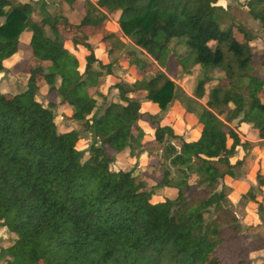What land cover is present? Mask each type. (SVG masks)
Segmentation results:
<instances>
[{
    "label": "trees",
    "instance_id": "1",
    "mask_svg": "<svg viewBox=\"0 0 264 264\" xmlns=\"http://www.w3.org/2000/svg\"><path fill=\"white\" fill-rule=\"evenodd\" d=\"M61 1L72 7L80 0ZM82 3L84 15L74 30L99 29L118 13L122 35L144 54L159 61L173 52L169 43L178 40L185 51L173 54L181 73L197 67L204 73L216 70L221 78L198 112L192 111L201 126L196 141L183 140L169 126L155 128L154 141L162 145L163 176L176 190L177 201L153 203L151 192L140 187L131 172L114 167V158L124 151L134 155L144 139L137 124L141 105L130 96L145 93V99L163 112L176 99L175 83L163 71L147 81H120L113 85L118 101L97 109L89 90L99 76L93 64L109 67L84 44L90 52L84 71L79 72L77 60L59 45L65 39L60 27H70L65 21L46 17L38 22L32 19L29 3L0 0V73L28 32L35 67L52 64L59 80L48 92L57 94L59 106L70 111L69 120L78 126L60 132L55 105L39 101L33 84L10 98L0 89V226L13 239L9 247L0 249V260L8 258L6 264H207L222 240L217 228L205 223L204 210L213 204L219 207L224 192L196 202L185 197V190L190 189L192 177L197 184L213 187L219 178L233 175L232 169L241 162L232 165L229 157L247 145L229 126L233 121L250 125L264 140L263 81L248 74L252 54L220 23L216 0ZM245 6L264 30V0H247ZM38 61L43 63L38 66ZM135 64L144 69L138 61ZM209 80L198 81L196 98H202ZM86 133L92 142L88 150H78ZM175 139L180 141L178 147L171 142ZM216 163L225 170L219 171ZM258 210L263 212L261 205Z\"/></svg>",
    "mask_w": 264,
    "mask_h": 264
},
{
    "label": "rangeland",
    "instance_id": "2",
    "mask_svg": "<svg viewBox=\"0 0 264 264\" xmlns=\"http://www.w3.org/2000/svg\"><path fill=\"white\" fill-rule=\"evenodd\" d=\"M80 1L82 3V0ZM92 1L97 2V0ZM11 2L14 5L24 4L15 0ZM246 2L247 0H216V15L223 27H229L231 29L232 36L243 45L245 44L247 51L252 54L253 62L248 74L257 76L263 81V89L260 97L262 102H264V30L261 28L259 22L252 19V17L248 14V9L245 6ZM27 3H29L33 8L32 19H39L45 16L43 11H40L42 5L41 0H29ZM62 13L63 12L57 8L56 11L53 12L52 17L63 16ZM112 19L113 18L107 20L110 23L109 25L106 23L109 28L114 25ZM59 22L62 23V20L60 19ZM74 26L75 25H71L68 28L69 30H67L65 26H61L62 28L60 27V30L64 31V33L61 32L62 36H66L67 39H62L59 45L77 60L75 54L69 52L64 47L65 42L69 41L70 36L75 33L73 31ZM70 30H72L71 35ZM45 34L47 36H51L47 28H45ZM244 35L248 36L249 40L247 42ZM71 40L73 41L74 38ZM116 41L123 47V50L118 53L113 47L114 45L119 44H116ZM131 43V41L128 42L127 40L121 43L119 39H105L104 44H106L107 47L104 52H102L99 48L95 49L101 54H105L103 55L104 57L107 58V56H109L110 59L109 57L107 59L110 60V62H115V67L118 66V68H122L119 65L122 62H124L125 66L128 64L129 67L126 68V71L130 73L129 75L131 77H135L137 81H139V78H137L138 76L147 81L159 71L166 72L165 74L167 76L173 77L166 64L168 60L173 64L175 59L172 55L173 52L175 54H182L185 51L178 40H172L169 43V49L173 52H168L167 55H164L163 58L157 61L135 48V46ZM19 47L20 49L26 51H21L20 56H18L17 59H13L9 67V70L12 71L8 72L12 75H0V88L2 93L6 97L10 98L24 92L30 84L37 86L38 91L43 89V91L48 92L47 90L50 86L59 82L57 75H55L53 65L49 64L38 68L35 67L37 66V63L33 59H30V62H23L26 64L20 66V60H23L24 57L25 59L27 58L26 54L28 41L25 35L21 37ZM84 48L89 54L90 51L85 46ZM92 51L95 53L96 58H98L97 56H100V54L95 52L94 49ZM80 59L83 64L84 58L81 56ZM135 61H138L144 69L139 70ZM38 62H40L38 63V66L43 63L42 61ZM16 66L18 67L15 68ZM35 68L38 69V71L36 72L35 78L32 77L31 79L30 76ZM82 68L80 70H82ZM93 68V70L98 72V77H101L99 79L97 78L93 85L89 87L90 92H92L91 96H95V94L100 95L97 91L98 88L103 86L104 90H106L108 86H110L109 83L111 81H109V83H105L106 80H104V78L106 79L108 73L113 71V68H100L97 63L93 64ZM26 69L28 70L27 75L29 76L25 87L24 71ZM175 70L176 75H174L172 81L175 83L174 90L176 99L172 102L167 111H161L157 112L155 115H151L148 112L152 111V105L145 99V93L135 92L130 96L132 99L137 100L141 105V116L137 124L141 128H145V138L142 140V146L136 148V159L139 160L135 164L136 169H134L138 172H136V176L134 178L140 187H144L151 192L153 203L163 202L166 200L172 202L177 201L176 190L168 187L169 180L163 176L165 164L162 162L160 156L162 145L157 144L154 141L153 133L155 128L160 123L168 124L171 122V124L174 123L173 125H176V129L178 130L181 138L184 139V136L187 138L186 136L188 135L186 134H189L188 138L193 139L194 134L197 131L196 115L199 105L205 104L208 92L217 85L218 80L221 78L220 72L216 70L204 73L202 69L196 67L187 74L181 73L178 69ZM20 71L21 73L23 72V75L19 74L16 76L15 74ZM134 74L136 75L133 76ZM205 77L211 78V80L204 83L203 86L205 92L202 98H196L197 83ZM109 79L110 77L108 80ZM112 87L113 85L108 88V91L111 90ZM107 98L108 96L105 100ZM38 99H40V97ZM42 99L43 98L40 100L41 102ZM114 100H117V95H115ZM100 102L101 101H99V103ZM100 104H102V102ZM101 107L102 105H100V108ZM193 110H196L197 112L192 113ZM61 112L58 111V108H56V110L54 109L57 126L61 125L63 116V113ZM224 117V115L220 116V118ZM229 126L238 132L237 120L230 123ZM63 129L65 130L67 128ZM147 130H149L150 133H147ZM88 135V133L84 134L83 138L88 137ZM255 138L257 141H254L253 143L247 142L246 147L243 148L244 150L242 148H238L235 153L229 157V163L232 165L236 162H241L237 167L232 169V176L219 178L217 180V184L213 187H208L206 183L197 184L198 180L195 179V177H192L190 180V189H184L185 197L190 201L196 202L207 200L212 194H217L221 191L224 192L225 198L219 202V207H216L213 204L204 210L205 223L210 224L211 227L217 228L222 240V243L217 246L215 252L209 256L207 264H238L239 262H242V264H264V220L261 216L264 215V184H260L261 182H264V140L260 138L259 132L256 133ZM171 142L177 147L180 145L179 139L171 140ZM83 146H85L83 151H86L90 145ZM254 149L257 150L254 151ZM242 151L245 153V156ZM251 151H254V153L250 157L249 154ZM259 156L261 157L258 160ZM126 165L127 167L130 166L128 163H126ZM216 168L219 171L225 170V166L220 163H216ZM170 171L171 177L177 180V173L172 169H170ZM258 205L262 206L263 212H259ZM12 243L13 239L10 234L5 228L0 226V249L7 248ZM7 260L8 258L1 259L0 264H6Z\"/></svg>",
    "mask_w": 264,
    "mask_h": 264
},
{
    "label": "crops",
    "instance_id": "3",
    "mask_svg": "<svg viewBox=\"0 0 264 264\" xmlns=\"http://www.w3.org/2000/svg\"><path fill=\"white\" fill-rule=\"evenodd\" d=\"M10 1H13V0H10ZM15 1H17L19 3L26 4L29 0H15ZM41 1H42V3H41L42 5H41V10L40 11L41 12L43 11V13L45 14V16H43L42 18H39V19H34L33 18V20L38 21V22L41 21V19L48 17L50 19H54V18H58V20L61 19L62 21H65L68 25L70 24L69 26H71V25H78L80 23L83 15H84V9L82 8L81 1H78L76 4H74L72 6V8L70 6H68V5H66L61 0H41ZM90 2H92L93 4L96 3V1L93 2L92 0ZM57 8L61 12H63L62 13L63 16H55V17H52L53 12L56 11ZM118 17H119V14L118 13H116L112 17L114 19V20L112 19V22H113L114 25L111 26L110 28H109V26H107V24L109 25L110 23L108 21H106L105 24H104V26L101 27V28H99V29H94V28H89V27L81 28L78 31L73 30L75 32L73 35H71L72 34V30H70L71 31V33H70V35H71L70 36V40L69 41H66L65 44H64V47L69 52H72L73 54H75V56L77 57L78 64H79L78 70L81 73L84 71L85 64H86L85 58L88 55V51L83 46L84 43L89 44L91 46L92 50L94 49L95 52H98L100 54V56H97L98 58H96V56H95V58L97 59V61L100 62L104 66H108L109 69L113 68V71L114 72L113 71L112 72L110 71V73H108L109 76L107 75L106 76L107 78L106 79L104 78V80H106L105 83H109V81H111L109 83L110 86H112V85H114V84H116L117 82H120V81L125 82V83H128V84H132L135 81H137L135 77H131L129 75L130 73L128 71H126V68L129 67L128 64H127V66H125L124 62H122V63L119 64L122 68H118V66L115 67L116 66L114 64L115 62H110V60L107 59L109 56L106 55L107 56V58H106V57L103 56L105 54H101L99 51L96 50L97 48H99V49L102 50V52H104V50L107 47V45L104 44L105 39H109V40H111V39H114V40L119 39L121 43L122 42H125V40H127L128 42H130V40L128 38H126V37H124L122 35V33H121L120 29H119V26H118V24L116 22L118 20ZM23 35L26 36L27 41L29 42V38H30L29 33L26 32ZM73 38H74V40L72 41L71 39H73ZM65 39H67L66 36H65ZM20 40H21V38H20ZM118 43L119 42L116 41V44H118ZM19 45H20V43H19ZM109 45H110V43H109ZM113 47H114V50L117 53L119 51L123 50V47H122V45L120 43L118 45H114ZM21 51L23 52L24 50L20 49V47H19L18 48V51H17V53L15 55H13L10 59L4 61V63H3V65H4V71H2L0 73L1 76L4 75V74L5 75L6 74L7 75H12V74L8 73V72L12 71V70H9V67H10L13 59H17L18 56H20ZM94 55H95V53H94ZM172 55L174 56V54H172ZM81 56H82V58H84L83 64H82V61L80 59ZM26 57H27L26 59L24 57L23 60H20V64H21L20 66H23V64H24L23 62H26L27 63V62H30L29 61L30 59H32V55H31V51L29 50V47H27ZM109 59H110V57H109ZM114 61H115V59H114ZM82 66H83V68H82ZM166 66H168V68L170 69V72L172 73V75L174 77V75H176V70L175 69H178L176 67V64H175V59H174L173 64H172L171 61L168 60ZM17 67L18 66H16L15 68H17ZM81 68H82V70H80ZM27 71H28L27 69L24 71V75H25L24 85H25V87H26V83H27L28 76H29V75H27ZM22 73L20 71L17 74H15V73H13V74H15L17 76L19 74L23 75ZM135 75L136 74H134L133 76H135ZM100 77H98V79ZM109 77H110V79L108 80ZM168 77L171 80H173V77L172 76H168ZM137 78H139V81H141L143 79L140 76H138ZM110 86H108V88ZM108 88L106 90H104L103 86L100 87V88H98V89L95 88V89H97V91L100 94V95L95 94V96H92L93 100L96 102L97 109L100 108V105L103 106L104 103H105V106H107L110 102H116V101H118L117 90L112 87V89L108 91ZM40 91H38V94H37V97L38 98L40 97V99H38L39 101L41 100V98H43L42 99V103L43 104L52 103V104L55 105V110H56V108H58V111H60V112L62 111L61 113H63L62 120H61V125L58 126L59 131L60 132H66V131H70L71 129H78V126L74 122H72L71 120H69L70 111L68 109L64 108V107H60L59 106L60 99L57 96V94L56 93H49V92L43 91V89L40 90ZM115 95H117V100H114ZM107 96H108V98L105 100V98ZM99 101H101L102 104H100L101 102L99 103ZM98 105H99V107H98ZM151 105H152L151 106L152 107V109H151L152 111L151 112H148L149 114L155 115L157 112H161L159 110V108L157 107L156 104H152L151 103ZM105 106H104V108H105ZM179 119H180V117H179ZM173 124H171V122H170L168 124H163V123L161 124L160 123L159 125H161V126H169L170 128L173 129V131H174V133L176 135L180 136V134L178 133V130L176 129L177 128L176 125H173ZM175 124H177V123H175ZM196 124H197V131L194 134L193 139H189L188 138L189 137V134H186L188 136H186L187 138H185V136H184V139L182 138L183 140H185L187 142L196 141L200 137L201 126L198 124V120H197V123ZM237 127H238V132H236V131L235 132L240 137V140H241L242 143H244V142L245 143H247V142L248 143L249 142L250 143H253L254 141H257L256 138H255V135H256V133L258 131L256 129H254L250 125L244 124V123L237 125ZM63 128H67V129L64 130ZM142 130L144 131L145 128H142ZM146 132L147 133H150L149 130H147ZM144 133H145V131H144ZM86 138H88V139H86ZM144 138H145V136H144ZM91 142H92V138H91V135L90 134L88 135V137H84V138L82 137V139L77 144V149L83 151V149L85 148V146H83V145H90ZM252 147H254V146H252ZM238 148H241V147H238ZM255 150H257V149H254V151ZM254 151H251V153L249 154L250 157L253 155ZM248 152H249V150H248ZM242 153L245 156V153L243 151H242ZM260 157L261 156L258 157V160H259ZM138 160L139 159H136V151H134V155H130V153L128 151H124V152L120 153L119 155H116L115 156V158H114V167L116 169H118V170H122V171H126V172L129 171V172L132 173V176L135 177L136 176V172H138V171L135 170L136 169L135 168L136 167L135 164H136V162ZM126 163H128V165H130V166L127 167Z\"/></svg>",
    "mask_w": 264,
    "mask_h": 264
}]
</instances>
